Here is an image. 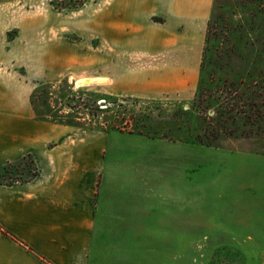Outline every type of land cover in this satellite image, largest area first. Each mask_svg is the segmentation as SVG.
I'll use <instances>...</instances> for the list:
<instances>
[{
  "label": "rangeland",
  "instance_id": "obj_1",
  "mask_svg": "<svg viewBox=\"0 0 264 264\" xmlns=\"http://www.w3.org/2000/svg\"><path fill=\"white\" fill-rule=\"evenodd\" d=\"M37 2L19 12L30 24L26 36L20 38L17 28L6 34L21 48L22 60L40 62L43 56V69L31 83L34 118L117 137L108 154L114 148L127 162L140 152L125 135L146 140L150 150L156 144V194L179 200L171 209L172 228L103 236L109 250L98 251L97 258L119 264H264V234H232V213L256 212L255 200H264V0H212L195 88L158 98L111 93L115 40L124 31L116 12L103 9L106 0ZM159 28H139L138 34L157 35ZM150 45V64L158 65L162 56L173 65L181 61L175 49L160 53V43ZM136 54L143 67L146 55ZM19 73L24 75L22 68ZM86 78L93 80L74 84ZM13 177V169L0 170V181Z\"/></svg>",
  "mask_w": 264,
  "mask_h": 264
},
{
  "label": "crops",
  "instance_id": "obj_2",
  "mask_svg": "<svg viewBox=\"0 0 264 264\" xmlns=\"http://www.w3.org/2000/svg\"><path fill=\"white\" fill-rule=\"evenodd\" d=\"M37 1L0 0V167L27 156L36 169V176L22 184H0V264H119L97 258L98 251L109 250L102 246L107 244L103 236L172 228L171 209L179 200L156 194V144L150 150L146 140L125 135L140 152L127 162L114 148L108 154L110 141L117 137L34 118L31 83L39 78L43 56L40 62L22 60L26 57L21 48L6 34L17 28L20 38L26 36L30 24L19 12L35 9L29 5ZM106 1L103 9L116 12L124 31L115 40L117 70L111 93L158 98L193 90L212 0ZM153 17L163 23H154ZM139 28H159V33L139 36ZM157 42L160 53L175 49L181 61L173 65L162 56L158 65L150 64V44ZM137 51L146 55L143 67H138ZM174 74L181 76L177 83L169 77ZM120 75L125 76L124 85ZM83 80L93 78L74 84ZM253 209L256 212L232 213V234H264L263 198L255 200Z\"/></svg>",
  "mask_w": 264,
  "mask_h": 264
},
{
  "label": "trees",
  "instance_id": "obj_3",
  "mask_svg": "<svg viewBox=\"0 0 264 264\" xmlns=\"http://www.w3.org/2000/svg\"><path fill=\"white\" fill-rule=\"evenodd\" d=\"M207 31H206V34H207ZM53 123H56V122H53ZM210 137L215 139L216 136L212 135ZM12 169L14 171V176L16 175V177H13L15 180L12 182L0 181L1 185L11 186L14 184H22L36 176V169L34 168L31 159L27 156L22 157L21 159L15 162L7 163L3 165L2 167H0V170L3 172H10Z\"/></svg>",
  "mask_w": 264,
  "mask_h": 264
}]
</instances>
